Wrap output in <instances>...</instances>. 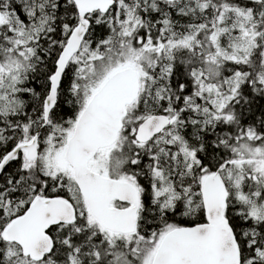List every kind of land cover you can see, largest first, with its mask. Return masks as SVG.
<instances>
[{
  "label": "snow or ice",
  "instance_id": "6c2138e0",
  "mask_svg": "<svg viewBox=\"0 0 264 264\" xmlns=\"http://www.w3.org/2000/svg\"><path fill=\"white\" fill-rule=\"evenodd\" d=\"M0 264H264V0H0Z\"/></svg>",
  "mask_w": 264,
  "mask_h": 264
}]
</instances>
